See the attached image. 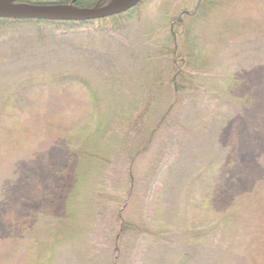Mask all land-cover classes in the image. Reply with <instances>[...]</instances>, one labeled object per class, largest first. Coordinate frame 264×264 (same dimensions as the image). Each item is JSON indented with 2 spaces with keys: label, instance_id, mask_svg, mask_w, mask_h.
Instances as JSON below:
<instances>
[{
  "label": "trees",
  "instance_id": "obj_1",
  "mask_svg": "<svg viewBox=\"0 0 264 264\" xmlns=\"http://www.w3.org/2000/svg\"><path fill=\"white\" fill-rule=\"evenodd\" d=\"M148 1L106 17L84 18L75 12L46 9L73 6L94 10L112 0H15L13 5L32 9L0 15V34L9 35V48L25 51L51 48L60 36L83 29L103 37L121 34L130 21L140 19L136 15ZM228 3L229 0H197L193 9L186 8L178 17L169 18L172 28L166 44L158 53L143 57L138 78L134 75V83L128 89L124 88L125 77L120 76L112 90L107 86L102 89L73 69L64 70L49 63L18 70L11 74L13 78L0 75V143L4 139L11 146L6 149L12 152L5 153L7 150L0 144V175L12 167L10 161L16 152L29 149L41 137L62 140L67 154L75 160L73 185L66 196L64 213H40L33 223L22 228L21 237L16 240L25 251L19 264H60L64 249L87 251L100 209L111 210L119 225L110 246L114 264L121 255V244L130 247L144 235L152 239V245L144 253L143 264H149L151 252L156 249L158 264H264V172L250 191L237 196L225 210L216 211L214 199L222 179L219 140L212 145L202 144L200 162L189 182L192 190L176 194L177 209H172V217L170 211L166 212V187L155 203L153 226L147 227L137 219V213L146 205L133 168L175 119L174 111L186 95L198 91L203 81L211 80V55L207 46L199 43L204 39L203 30L211 26ZM261 26L264 22H260L258 30L263 36ZM260 46L263 48L258 51L263 56L264 43ZM166 60L170 62L169 71L162 63ZM225 80V85L216 88L229 97L227 86L233 78ZM74 91L80 93L83 109L48 114L40 110L52 96H74ZM176 124L177 138L191 133L185 124ZM130 127L134 134L124 139ZM187 143L189 148L186 140L184 144ZM166 145L163 142L150 158L160 161ZM126 149V163L119 172L125 168L124 173L118 184L112 185L109 169L115 164V157L117 160ZM197 183L201 188L195 191ZM3 259L1 255L0 264H4Z\"/></svg>",
  "mask_w": 264,
  "mask_h": 264
},
{
  "label": "rangeland",
  "instance_id": "obj_2",
  "mask_svg": "<svg viewBox=\"0 0 264 264\" xmlns=\"http://www.w3.org/2000/svg\"><path fill=\"white\" fill-rule=\"evenodd\" d=\"M196 2L149 0L136 15L140 19L130 21L121 34L103 37L83 29L76 34L60 36L51 48L34 51L9 48L6 44L9 35L0 34V75L13 78L18 70L49 63L64 70L73 69L102 89L107 86L112 90L115 81L120 76L125 77L124 88L128 89L134 83V75L138 78L143 57L147 53H158L166 44L172 28L169 18L178 17L186 8L193 9ZM260 22H264V0H229L211 26L203 30L204 39L199 44L207 46L211 55V80L203 81L198 91L186 95L174 111L175 119L160 132L150 150L138 158L133 168L146 205L137 213V219L147 227L153 226L152 216L161 189L167 187L169 193L166 212H171L170 217L175 214L172 209H177L176 194L191 192L189 182L194 179L192 172L200 162L204 142L212 145L219 140L221 146L218 162L222 179L214 199L216 211L225 210L237 196L250 191L261 180L264 172L261 163L264 160V55L259 51L263 48L260 44L264 43V35L258 31ZM261 32H264L262 26ZM162 63L169 71L170 62ZM230 77L233 80L228 83L230 94L227 97L216 87L225 85V79ZM76 91L74 96L62 93L52 96L48 102H43L40 110L48 114L83 109L85 104L82 105L80 93ZM177 122L185 124L191 133L177 138ZM133 134L130 127L123 138L130 139ZM2 140V149H11ZM186 140L189 148L188 143L184 144ZM163 142H167L163 149L165 155L158 162L152 160L149 155L157 152ZM67 152L62 140L41 137L29 149L16 152L10 161L12 167L0 175V256L3 255L4 264L21 261L24 246L16 240L21 237L25 225L33 223L40 213L51 216L64 213L66 196L73 185L75 163L74 157ZM126 153L128 149L122 150L109 169L112 185H117L122 178L125 168L119 172L125 166ZM200 188L197 183L194 190ZM93 226V242L87 251L81 248L73 250L74 253L62 249L60 264H114L110 246L118 232L116 217L111 210L100 209ZM151 245L152 239L145 235L135 239L130 247L121 244V255L115 264H143L144 253ZM158 252L157 249L151 252L149 264L160 263ZM240 252L246 255L245 250ZM72 258L75 260L69 261Z\"/></svg>",
  "mask_w": 264,
  "mask_h": 264
},
{
  "label": "water",
  "instance_id": "obj_3",
  "mask_svg": "<svg viewBox=\"0 0 264 264\" xmlns=\"http://www.w3.org/2000/svg\"><path fill=\"white\" fill-rule=\"evenodd\" d=\"M15 0H0V15L8 14L10 12H21L25 10H31L32 8L28 7H19L16 6L13 9L8 7L13 6V2ZM143 0H126L124 2H111L109 5L94 9V10H79L74 8L73 6H66V7H53L46 9L48 11H70L75 12L77 15L84 17V18H99V17H106L116 12H123L128 11L135 7Z\"/></svg>",
  "mask_w": 264,
  "mask_h": 264
}]
</instances>
